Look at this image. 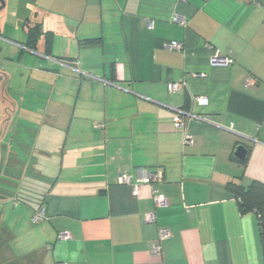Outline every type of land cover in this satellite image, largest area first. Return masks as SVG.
Returning a JSON list of instances; mask_svg holds the SVG:
<instances>
[{
    "label": "crops",
    "instance_id": "crops-1",
    "mask_svg": "<svg viewBox=\"0 0 264 264\" xmlns=\"http://www.w3.org/2000/svg\"><path fill=\"white\" fill-rule=\"evenodd\" d=\"M3 1L0 264H264L256 215L227 187L264 184V0ZM141 169L162 182L137 184Z\"/></svg>",
    "mask_w": 264,
    "mask_h": 264
},
{
    "label": "built area",
    "instance_id": "built-area-1",
    "mask_svg": "<svg viewBox=\"0 0 264 264\" xmlns=\"http://www.w3.org/2000/svg\"><path fill=\"white\" fill-rule=\"evenodd\" d=\"M173 22L178 23L180 25H185V18L183 16L176 15L173 19ZM169 48L180 51L182 49L181 44H178L176 42H171L169 44ZM206 50L210 52V64L212 66H230L233 64V61L225 56L220 55L219 51L214 49L210 45H206ZM255 83L253 80H249L248 84L249 86H253ZM181 89V84L180 83H171L167 84V90L168 92H177ZM197 101L199 102L200 105H206L207 100L204 98H197ZM183 116H185L184 112H178L177 116L174 117L173 119V125L176 129H182L184 127V120ZM100 128L101 126H97ZM189 140L186 138L185 142L187 143ZM162 182V172L160 170L156 171H148L146 169H141L138 171L137 175V184H146V185H153V184H159ZM119 183L121 185H129L132 186V182L129 176L127 175H122L119 178ZM137 186L135 185L132 187V192L136 196L137 195ZM152 200L154 203V206L156 208H162L166 206V200L164 197L155 189H152ZM45 219V212L44 208L40 207L38 210H36L32 216V223L37 224L38 222L42 221ZM144 219L148 223H153L155 221V216L153 213H147L144 215ZM169 237V233L167 230H160L158 232V238L157 241L158 243H155L152 245V255L155 256L156 258H160L161 256V247L159 242L162 240H165ZM58 239L60 240H69V236L67 233H61L58 235ZM65 264V263H62ZM157 264H162L160 261Z\"/></svg>",
    "mask_w": 264,
    "mask_h": 264
},
{
    "label": "trees",
    "instance_id": "trees-1",
    "mask_svg": "<svg viewBox=\"0 0 264 264\" xmlns=\"http://www.w3.org/2000/svg\"><path fill=\"white\" fill-rule=\"evenodd\" d=\"M41 32L39 26L34 25L27 30L26 45L34 49ZM44 46L49 49L51 47L52 37L50 32L43 33ZM96 39H88L81 42V45L94 44ZM228 189L233 192L239 210L242 214L253 212L256 215L258 223V232L262 248L264 262V184L258 181H252L246 187L228 184Z\"/></svg>",
    "mask_w": 264,
    "mask_h": 264
},
{
    "label": "water",
    "instance_id": "water-1",
    "mask_svg": "<svg viewBox=\"0 0 264 264\" xmlns=\"http://www.w3.org/2000/svg\"><path fill=\"white\" fill-rule=\"evenodd\" d=\"M0 3H1V8H2L4 6V1L0 0ZM246 154H247V151L245 150V148L242 146H239L235 150L234 157L238 161L243 162L245 160Z\"/></svg>",
    "mask_w": 264,
    "mask_h": 264
}]
</instances>
